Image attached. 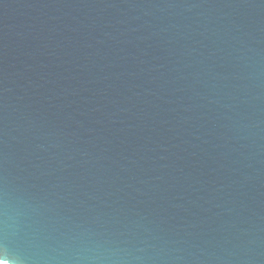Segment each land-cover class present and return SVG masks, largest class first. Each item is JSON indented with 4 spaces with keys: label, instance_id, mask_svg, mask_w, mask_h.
Wrapping results in <instances>:
<instances>
[{
    "label": "water",
    "instance_id": "obj_1",
    "mask_svg": "<svg viewBox=\"0 0 264 264\" xmlns=\"http://www.w3.org/2000/svg\"><path fill=\"white\" fill-rule=\"evenodd\" d=\"M5 264H264V0H0Z\"/></svg>",
    "mask_w": 264,
    "mask_h": 264
},
{
    "label": "snow or ice",
    "instance_id": "obj_2",
    "mask_svg": "<svg viewBox=\"0 0 264 264\" xmlns=\"http://www.w3.org/2000/svg\"><path fill=\"white\" fill-rule=\"evenodd\" d=\"M0 264H5L3 259H0Z\"/></svg>",
    "mask_w": 264,
    "mask_h": 264
}]
</instances>
